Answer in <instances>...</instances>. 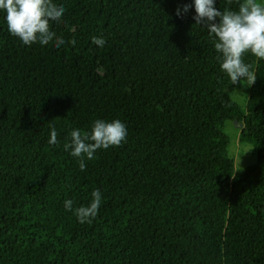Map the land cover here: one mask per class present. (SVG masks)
Instances as JSON below:
<instances>
[{"label": "trees", "instance_id": "1", "mask_svg": "<svg viewBox=\"0 0 264 264\" xmlns=\"http://www.w3.org/2000/svg\"><path fill=\"white\" fill-rule=\"evenodd\" d=\"M53 3L60 47L23 44L0 10V264H264V59L242 57L256 80L241 81V108L194 0ZM98 119L127 135L81 171L64 145ZM224 122L252 165L234 170ZM95 190L98 214L82 224L75 209Z\"/></svg>", "mask_w": 264, "mask_h": 264}, {"label": "clouds", "instance_id": "2", "mask_svg": "<svg viewBox=\"0 0 264 264\" xmlns=\"http://www.w3.org/2000/svg\"><path fill=\"white\" fill-rule=\"evenodd\" d=\"M231 0H229V3ZM190 5H184L183 12L187 13ZM196 15L195 24L207 28L215 39L214 47L221 53V68L230 77L233 85L247 80L252 85L256 76L250 71L242 57L245 53L264 59V0H242L238 11L225 9L221 11L215 6V0H194ZM0 10L6 12L8 31L18 37L23 44L31 45L39 42L46 45L55 38V46L65 43L61 37L50 31L49 22L59 21L64 14V7L53 3V0H0ZM180 9H177L179 16ZM218 20V22H217ZM75 44V40L70 41ZM92 43L103 47V37H93ZM127 135L126 126L120 120L106 122L96 120L90 133L81 134L80 130L71 131V143H65L64 148L72 149L71 155L79 157V167L85 170L84 157L93 159L98 149L110 146H120ZM58 133L53 127L48 141L51 145L59 143ZM92 201L88 206L75 209V215L80 223H90L97 214L101 204L99 190L92 192ZM73 202L65 201V208L72 210Z\"/></svg>", "mask_w": 264, "mask_h": 264}, {"label": "rangeland", "instance_id": "3", "mask_svg": "<svg viewBox=\"0 0 264 264\" xmlns=\"http://www.w3.org/2000/svg\"><path fill=\"white\" fill-rule=\"evenodd\" d=\"M248 88L249 85L244 86L241 82H238L229 94V100L243 108ZM221 132L227 137V155L233 162L234 170L252 165L254 158L251 155L250 148L238 142L239 127L231 122H224L221 127Z\"/></svg>", "mask_w": 264, "mask_h": 264}]
</instances>
